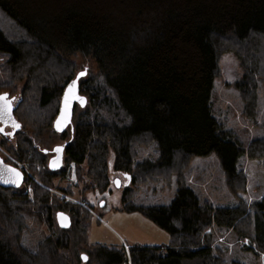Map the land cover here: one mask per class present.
Here are the masks:
<instances>
[{"label":"trees","instance_id":"16d2710c","mask_svg":"<svg viewBox=\"0 0 264 264\" xmlns=\"http://www.w3.org/2000/svg\"><path fill=\"white\" fill-rule=\"evenodd\" d=\"M0 13L17 29L13 37L0 26V94L12 100L18 81L25 80L12 103L16 143L7 147L23 165L3 159L21 170L22 180L17 186L0 184V264H65L61 250L79 240L89 245L88 262L94 264H227L213 243L215 227L247 238L255 264H264V193L243 198L247 177L238 165L243 155L264 159V126L254 122L262 133L244 140L225 115L222 120L216 115L211 100L220 55L233 50L243 69L234 82L242 116L253 121L264 82L258 66L264 60V0H0ZM76 54L92 60L95 72L87 65L74 73L70 57ZM76 76L86 102L74 101L72 116L77 105L79 111L57 131L53 121L63 90ZM29 107L46 111L44 120L25 124L20 113ZM44 128L64 138L63 158L76 164L84 191L107 189L110 152L113 168L134 184L145 174L173 171L180 161L214 153L235 202L201 200L183 178L175 180L166 203H147L125 185L122 208L151 218L169 233V242L89 244L91 214L81 201L60 199L48 188L63 170L47 165ZM139 137L154 144L153 158H137L133 145ZM59 210L68 214V225L57 221ZM28 218L49 231L35 249L24 241Z\"/></svg>","mask_w":264,"mask_h":264},{"label":"rangeland","instance_id":"374dc122","mask_svg":"<svg viewBox=\"0 0 264 264\" xmlns=\"http://www.w3.org/2000/svg\"><path fill=\"white\" fill-rule=\"evenodd\" d=\"M0 26H2L10 36H17V29L11 23L4 19L0 13ZM259 45V44H258ZM257 45V46H258ZM75 65L74 73L88 65V70L95 72L94 62L79 54L70 57ZM3 58L0 56V65ZM253 63V60L251 61ZM264 71V60L258 65ZM1 71V68H0ZM243 73L238 55L233 50H225L219 58V73L214 81L211 95L212 105L216 115L222 120L227 117L226 124L242 133L244 140L262 133L259 126L254 125L257 122L264 126V82L258 87V99L256 103V115L246 120L242 116V98L234 86ZM2 72H0V75ZM25 80L21 79L15 87V95L11 100L16 104L19 98ZM1 88V87H0ZM31 101L28 104L31 105ZM27 108V107H26ZM80 107L77 105L72 116L74 119ZM47 112L40 109L29 107V112L21 111V120L28 124L31 118L37 117L38 122L45 118ZM41 119V120H40ZM44 120V119H43ZM224 124V122H223ZM225 124V125H226ZM7 130H9L7 128ZM69 126L67 131H69ZM69 134V132H68ZM16 135L8 136L0 133V156L9 163L22 167L23 163L18 161L15 156L10 154L7 147L16 143ZM64 138H60L57 133H53L49 128H44L41 145L52 149L55 145L62 143ZM41 149V148H40ZM42 150V149H41ZM133 151L137 158L148 156L153 158L156 155L155 146L150 140L146 141L140 137L134 142ZM46 154V162H47ZM108 185L107 189L97 191L82 189L83 181L77 174V166L73 161L64 160L59 168L63 174L53 178V183L48 188L59 198H66L74 202L81 201L82 206L91 214L86 240L89 244L103 245L106 247H126L128 245H164L170 240L169 233L155 223L151 218L139 210H127L122 208L120 201L121 192L126 186H131L137 198L152 203L169 202L174 196V182L178 178L185 179L198 192L201 200H206L212 205H229L235 202V192H233L225 179L218 159L214 153L207 156L196 155L191 157L186 164L179 165L175 170H164L154 174H145L142 176L143 182L136 184L128 181V178L117 173L113 164V153L108 155ZM88 161H84L81 166L83 170H88ZM239 167L246 174V188L241 195L247 201L260 198L264 193V159H249L243 155L239 159ZM25 165V164H24ZM57 169V170H59ZM120 177V186H115L113 178ZM88 176L84 182H88ZM60 187L71 189L72 194L62 192ZM140 199H136L140 201ZM28 227L24 233L25 244L35 249L37 240L45 236L49 231L42 222H35L28 218ZM214 244L222 249L223 258L227 264L231 261H238L240 264H255V257L251 250L245 247L251 242L247 238L238 239L233 232L228 229L214 228ZM253 245V244H252ZM71 247V246H70ZM61 252L66 256L65 264H94L88 262L90 257V247L82 240L75 243L74 247L62 249ZM84 252L86 259L82 260L80 254Z\"/></svg>","mask_w":264,"mask_h":264},{"label":"water","instance_id":"95a60500","mask_svg":"<svg viewBox=\"0 0 264 264\" xmlns=\"http://www.w3.org/2000/svg\"><path fill=\"white\" fill-rule=\"evenodd\" d=\"M82 70L80 73H83ZM77 79L78 76L73 78L64 88L58 114L56 115L53 126L57 131L63 130L70 122L72 117V108L74 101H77L80 105H84L86 97L80 94L77 90ZM13 104L5 95L0 94V121L4 124H12L16 126V122L12 114ZM62 144L55 145L56 155L51 156L48 159V167L52 170H57L62 165ZM22 180V172L16 166L6 163L0 156V184L3 186H17ZM115 186H120V177L116 176L113 178ZM56 218L60 225H68L69 216L64 211H57ZM82 260L86 259V254L82 252L80 254Z\"/></svg>","mask_w":264,"mask_h":264},{"label":"flooded vegetation","instance_id":"af4514ba","mask_svg":"<svg viewBox=\"0 0 264 264\" xmlns=\"http://www.w3.org/2000/svg\"><path fill=\"white\" fill-rule=\"evenodd\" d=\"M10 101H11V99H10ZM12 102V101H11ZM14 125H10V124H4V123H2L1 121H0V133H2V134H6V135H8V136H13L14 134H13V132H14ZM7 128L9 129V130H7ZM59 144H61V143H59ZM55 147V146H54ZM52 148L51 150L50 149H47V150H45V152H46V154L48 155L47 156V163H48V159L51 157V156H53V155H56V153H57V151L55 150V148ZM63 160H64V158H63V156H62V163H63ZM117 173H119V172H117ZM122 175H124L125 177H127L128 178V176H126L123 172H122ZM115 177H116V174H115ZM121 180V179H120Z\"/></svg>","mask_w":264,"mask_h":264}]
</instances>
